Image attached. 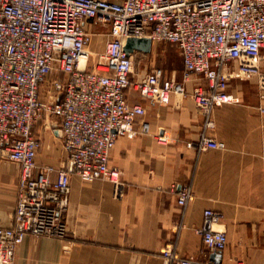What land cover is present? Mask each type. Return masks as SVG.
Listing matches in <instances>:
<instances>
[{"label": "built area", "instance_id": "2783aa9c", "mask_svg": "<svg viewBox=\"0 0 264 264\" xmlns=\"http://www.w3.org/2000/svg\"><path fill=\"white\" fill-rule=\"evenodd\" d=\"M108 27L104 49L91 68L93 32L88 22ZM150 37L177 45L183 61L178 79L155 66L132 79L135 52L129 37ZM264 0H0V159L20 164L13 225L0 223V264H13L27 234L65 238L71 176L108 179L121 195L120 170L111 165L119 136L150 132L146 106L130 102L134 84L148 101L169 103L172 94L187 95L193 75L207 85L191 91L205 117L198 149H223L226 143L208 131L215 126L212 110L239 99L229 89L232 78L258 76L264 100ZM46 92L47 97L43 96ZM264 113V104L258 106ZM59 127L68 156L60 165L39 164L40 137L34 125ZM159 139H165L160 136ZM185 206L194 197L192 185H173ZM223 213L212 207L194 227L204 250L223 251L228 233ZM165 264H194L174 244L162 251ZM206 264V263H205ZM241 264V263H238Z\"/></svg>", "mask_w": 264, "mask_h": 264}, {"label": "crops", "instance_id": "0c3cea01", "mask_svg": "<svg viewBox=\"0 0 264 264\" xmlns=\"http://www.w3.org/2000/svg\"><path fill=\"white\" fill-rule=\"evenodd\" d=\"M87 26L93 32L89 66L94 68L108 27L91 21ZM148 71L134 72L132 79ZM167 74L177 78L175 71ZM196 85L206 86L207 79L199 75L188 81V94H172L169 103L142 99L131 85L127 98L146 106L151 128L148 134L119 136L111 151L110 163L124 182L122 194L115 195L108 179L73 174L65 216L68 235L27 234L13 264H165L162 251L168 244L183 256L194 255V264H264V113L258 108L264 100L258 76L232 78L229 89L239 101L212 110L215 126L208 133L226 143L223 149L188 144L199 140L205 122L190 95ZM34 133L41 139L38 163L62 165L68 153L61 129L46 126L43 117ZM20 169L19 163L0 159L3 226L13 225ZM175 184L192 185L194 197L187 205L178 202ZM206 207L223 213L228 233L227 247L215 254L204 250L194 230Z\"/></svg>", "mask_w": 264, "mask_h": 264}, {"label": "rangeland", "instance_id": "374dc122", "mask_svg": "<svg viewBox=\"0 0 264 264\" xmlns=\"http://www.w3.org/2000/svg\"><path fill=\"white\" fill-rule=\"evenodd\" d=\"M182 63L181 53L175 43L157 40L153 42L150 52L138 53L135 56V72L139 74L144 69L150 70L155 66H160L164 68L169 74L170 72L175 71L176 77L178 79H182ZM195 77L196 75H193L190 80H194Z\"/></svg>", "mask_w": 264, "mask_h": 264}, {"label": "water", "instance_id": "95a60500", "mask_svg": "<svg viewBox=\"0 0 264 264\" xmlns=\"http://www.w3.org/2000/svg\"><path fill=\"white\" fill-rule=\"evenodd\" d=\"M152 45L153 41L150 37L131 36L127 39L124 48L128 53H132L135 50L150 52L152 49Z\"/></svg>", "mask_w": 264, "mask_h": 264}]
</instances>
